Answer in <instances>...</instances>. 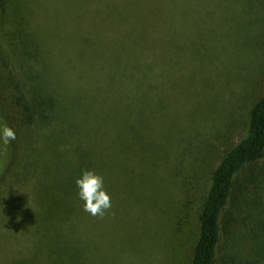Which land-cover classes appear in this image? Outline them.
Listing matches in <instances>:
<instances>
[{
  "label": "rangeland",
  "instance_id": "obj_1",
  "mask_svg": "<svg viewBox=\"0 0 264 264\" xmlns=\"http://www.w3.org/2000/svg\"><path fill=\"white\" fill-rule=\"evenodd\" d=\"M56 17L62 30L59 36L52 34L60 41L51 54L60 65L70 39L81 31L99 34L107 28L114 41L110 17L76 19L71 1ZM40 18L44 23L46 17ZM163 69L158 91L134 99L129 92V108L124 103L116 107L120 117L114 119L113 133L120 135L124 122L127 127L133 121L137 145L148 149L104 159L99 147L86 146L92 171L103 176L111 197L112 207L103 218L81 209L75 229L67 224L53 232L64 209L55 206L67 201L65 186L75 158L43 140L18 162L23 175L21 167L28 168V181L25 177L24 185L0 196V264H190L196 217L211 172L244 136L249 109L264 94V0H191V68L181 71L168 62ZM190 81L191 89L175 88ZM163 85L169 88L158 126L162 130L166 125V130L149 129L143 137L138 131L148 105L157 107L162 99L158 92ZM186 122L191 127L185 128ZM254 168L257 186L264 159ZM244 186L247 198L257 202L253 185ZM247 245L240 239L236 246Z\"/></svg>",
  "mask_w": 264,
  "mask_h": 264
},
{
  "label": "trees",
  "instance_id": "obj_2",
  "mask_svg": "<svg viewBox=\"0 0 264 264\" xmlns=\"http://www.w3.org/2000/svg\"><path fill=\"white\" fill-rule=\"evenodd\" d=\"M64 1H71L76 19L106 16L116 29L114 41L107 28L98 32L101 37L97 31L79 32L67 44V58L60 65L51 53L60 41L54 38L62 30L56 14ZM168 62L181 71L191 68V0H0V124L16 133L7 153L0 152V196L24 185L28 168L21 167L23 175L18 162L46 140L53 150L75 158L65 186L67 201L55 206L64 209L50 228L60 231L70 224L75 229L84 205L75 182L93 166L86 146L99 147L104 159L148 149L137 145L133 121L127 127L124 122L120 135L113 133L114 119L120 117L116 107L124 103L129 108V92L134 99L158 91L157 80L166 75ZM167 88L159 90L157 107L147 104L148 116L138 131L143 137L149 129H159ZM175 88L191 89V81ZM171 121L175 124L174 114ZM263 159L264 94L249 109L244 136L211 172L196 217L190 264H264V176L256 186L254 168ZM246 183L253 185L257 202L247 198ZM240 239L248 242L246 248L236 246Z\"/></svg>",
  "mask_w": 264,
  "mask_h": 264
},
{
  "label": "clouds",
  "instance_id": "obj_3",
  "mask_svg": "<svg viewBox=\"0 0 264 264\" xmlns=\"http://www.w3.org/2000/svg\"><path fill=\"white\" fill-rule=\"evenodd\" d=\"M15 139V131L6 123L0 124V152L6 154ZM75 183L79 189L78 196L84 201L83 210L94 217L103 218L112 207L111 197L104 188L103 176L85 170Z\"/></svg>",
  "mask_w": 264,
  "mask_h": 264
}]
</instances>
